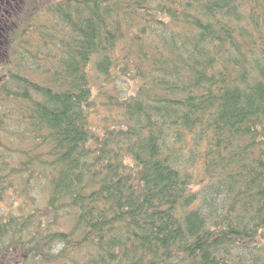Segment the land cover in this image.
Wrapping results in <instances>:
<instances>
[{
  "label": "trees",
  "instance_id": "obj_1",
  "mask_svg": "<svg viewBox=\"0 0 264 264\" xmlns=\"http://www.w3.org/2000/svg\"><path fill=\"white\" fill-rule=\"evenodd\" d=\"M0 264H264V0H0Z\"/></svg>",
  "mask_w": 264,
  "mask_h": 264
},
{
  "label": "rangeland",
  "instance_id": "obj_2",
  "mask_svg": "<svg viewBox=\"0 0 264 264\" xmlns=\"http://www.w3.org/2000/svg\"><path fill=\"white\" fill-rule=\"evenodd\" d=\"M125 82H126V86L129 87L128 88L129 91H133V88L135 86V83L131 79L125 80ZM94 90H95V87H94Z\"/></svg>",
  "mask_w": 264,
  "mask_h": 264
}]
</instances>
